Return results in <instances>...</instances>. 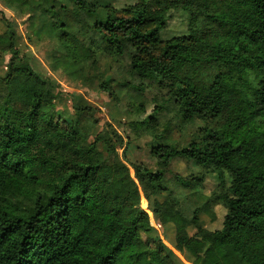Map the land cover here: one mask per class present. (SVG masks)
Listing matches in <instances>:
<instances>
[{"label": "trees", "instance_id": "1", "mask_svg": "<svg viewBox=\"0 0 264 264\" xmlns=\"http://www.w3.org/2000/svg\"><path fill=\"white\" fill-rule=\"evenodd\" d=\"M0 1L11 16L0 11V264H264V0ZM174 11L187 34L162 41ZM21 18L25 34L46 36L47 21L56 32L52 70L115 104L125 91L142 116L129 126L153 136L154 168L126 157L109 124L94 134L96 109L79 97L57 110L61 86L18 48ZM80 61L88 71L68 73ZM166 114L192 128L187 142L155 133ZM177 159L197 174L167 178ZM216 206L221 228L208 231Z\"/></svg>", "mask_w": 264, "mask_h": 264}, {"label": "rangeland", "instance_id": "2", "mask_svg": "<svg viewBox=\"0 0 264 264\" xmlns=\"http://www.w3.org/2000/svg\"><path fill=\"white\" fill-rule=\"evenodd\" d=\"M135 0H116L114 3L115 8H123L124 6L134 4ZM0 10L2 8L0 7ZM5 16L11 19V16L8 12L5 11ZM17 23V31L21 35V40H19L18 48L19 50L24 51L26 48H30L33 55L36 58L34 62L37 70L46 75L49 74L52 79L61 86V92L64 96V101L61 105H56L57 110L63 113H71V102L69 101V96L79 97L82 104H87L89 107L95 108V118L98 122L97 127L94 130V134L101 132L106 125H110L119 136L123 138L124 143H130L131 147L127 150L126 157L130 158L132 161L137 163H143L149 168H154V161L150 158L149 149L154 146L153 144V136L145 131H140L136 134L134 129H132L129 124L133 121H141L142 116L139 118L131 113L127 112L129 110L126 105L128 101V96L124 94L125 91L119 93V97L122 98V102L119 104H115L111 98L104 92H101L99 88L96 87H87L84 86L81 82L79 76H71L70 74H66L63 70H52L51 69V60L50 56L54 51H61V44L56 40V32L49 26L48 21L43 30L46 36H41V31L35 33H26L24 31V25L27 24V18L16 19ZM188 21L187 15L180 11H174L170 13V18L167 23V27L159 33V38L162 41H166L175 37H179L187 34ZM30 37V42L28 40V36ZM7 56L2 61L6 63ZM106 69V66L102 67ZM68 73L79 71L86 73L88 71V67L82 61L78 62L75 66L68 67ZM108 74L104 76V79H108L111 74L107 71ZM115 77V74H112ZM122 77H126V74L120 73ZM155 90L152 88H148L145 92L146 100L151 101L154 97ZM153 106L148 105L146 109V115L151 114ZM164 127L166 128V135L170 137L175 142H179L181 144L187 142L190 138V134L192 132V128L184 127L181 128L179 123L176 122V119L172 118L171 114H166L164 116H160L159 125L155 127V133L160 134L164 131ZM122 151L123 149H119L118 153L120 158L122 159ZM191 174H197L195 170H193L190 166H188L183 160H174L169 166V172L166 176L169 179H173L174 176H179L182 179H187ZM216 181L213 176H206V179L203 183V191L205 195H209L210 192L215 188ZM178 194H182V190L177 191ZM186 194V193H184ZM143 201L141 203V208L145 210L150 217V224L155 229L157 236L160 238L165 247L174 252L171 244L168 239L165 238L163 232L157 227L150 211L146 210V205L143 207ZM215 220L211 221L209 217H202V225L208 231H214L221 228V219L224 214V210L220 206H216L214 209ZM174 254L179 257V255L174 252ZM180 258V257H179ZM182 259V258H180ZM182 261V260H181ZM183 264L184 261H182Z\"/></svg>", "mask_w": 264, "mask_h": 264}, {"label": "crops", "instance_id": "3", "mask_svg": "<svg viewBox=\"0 0 264 264\" xmlns=\"http://www.w3.org/2000/svg\"><path fill=\"white\" fill-rule=\"evenodd\" d=\"M0 7L2 8V10L3 11H6L5 9H4V7L2 6V3H1V1H0ZM1 11V10H0ZM16 22L18 23V21L16 20Z\"/></svg>", "mask_w": 264, "mask_h": 264}]
</instances>
